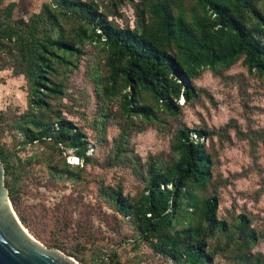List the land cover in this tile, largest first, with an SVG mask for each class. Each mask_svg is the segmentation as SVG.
<instances>
[{
	"label": "trees",
	"instance_id": "1",
	"mask_svg": "<svg viewBox=\"0 0 264 264\" xmlns=\"http://www.w3.org/2000/svg\"><path fill=\"white\" fill-rule=\"evenodd\" d=\"M130 1L135 13L132 27L116 22L127 0L101 4L48 0L27 18H15V3L3 5L0 0V72L9 70L23 77L27 88L26 110L8 119L0 113L1 124L18 150L39 145L45 151L15 164L17 150L0 147L4 182L15 213L36 240L88 264L61 240L68 234H90L83 226L90 217L88 210L74 220L70 199L52 210L42 205L37 213L34 208L25 211L21 198L29 192V184L50 191L54 179L78 183L84 167L93 163L89 138L60 109L89 46L101 53L102 74L98 60L91 70L97 96L100 79L99 94L107 101L119 96L122 112L114 158L108 165H128L142 185L134 197L124 195L120 187L99 188L111 209L133 227L132 243L170 264H217L215 259L229 251L242 264H264V254L253 252L259 238L251 220L244 214L231 221L220 218L218 196L215 190L208 193L214 161L206 140L222 139L230 124L212 131L177 127L167 162L141 163L128 148L132 132L149 125L161 127L162 116H178V101L189 103L197 97L194 81L205 71L222 77L223 71L240 62L249 74L264 80V0ZM258 135L264 139V133ZM68 151L78 164L66 161ZM38 167L49 176L39 175ZM72 202L75 209L76 200ZM42 231H53L55 237L47 238ZM93 264L121 261L114 250H100Z\"/></svg>",
	"mask_w": 264,
	"mask_h": 264
},
{
	"label": "rangeland",
	"instance_id": "2",
	"mask_svg": "<svg viewBox=\"0 0 264 264\" xmlns=\"http://www.w3.org/2000/svg\"><path fill=\"white\" fill-rule=\"evenodd\" d=\"M47 1L2 0V4L15 3L14 17L27 18L38 12ZM97 1L102 3V0ZM120 13L122 16L116 22L132 27L135 13L130 0L121 7ZM87 52L79 70L71 77L67 96L62 100L63 107L60 109L62 115L80 127L89 138L91 149L88 154L93 156V163L84 167L82 179L78 183L54 179V187L50 191L43 187L37 190L34 184H29V192L22 196L21 206L25 211L27 208H34L39 213L38 207L42 205L45 209L52 210L56 204L70 199L67 201L74 220H80L81 211L88 210L90 217L84 220L83 226H87L85 233L90 234L83 237L68 234L61 238L65 241L66 249L82 256L88 264L97 261L100 250L106 253L114 250L119 255L121 264H170L160 258L151 257L145 246H135L130 239L134 234L131 224L122 220L100 196L99 188L109 186L120 187L124 195L134 197L140 192L142 185L128 165H108L114 158L122 112L119 96L107 101L99 94L100 79L97 96L96 82L92 79L91 70L98 60V73L102 74L101 53L100 49L89 46ZM194 86L197 97L189 103L180 99L178 116H162L165 124L161 127L149 125L139 133L132 132L128 148L133 150L132 155L138 156L141 163L150 159L167 162L171 156L173 132L177 127L212 131L230 124L232 127L222 139L214 136L206 140L208 152L214 161V177L208 193L215 190L218 196L220 218L231 221L244 214L251 220V227L256 230L259 238L253 252L264 254V139L258 135L264 133V80L249 74L238 62L223 71L222 77L205 71L194 81ZM26 108L27 88L23 77L14 76L9 70L1 71L0 113H3V119L13 117ZM2 122L0 120V147L4 146L10 151L17 150L15 164H19L25 157L42 155L45 152L39 145L27 147L26 151L18 150L16 141L3 129ZM134 122L139 126L143 125L136 119ZM236 131L247 136L241 138ZM129 154L127 152L126 156ZM65 155L68 163H79L70 151ZM120 158L126 160L124 155ZM37 169L39 175L46 176L45 169ZM72 199L76 200L75 209ZM39 229L38 231L41 230ZM42 232L47 238L55 237L53 231ZM38 242L48 249H56ZM215 260L217 264H242L234 251L222 253Z\"/></svg>",
	"mask_w": 264,
	"mask_h": 264
},
{
	"label": "water",
	"instance_id": "3",
	"mask_svg": "<svg viewBox=\"0 0 264 264\" xmlns=\"http://www.w3.org/2000/svg\"><path fill=\"white\" fill-rule=\"evenodd\" d=\"M0 161V264H78L56 249H48L32 237L17 217L5 186Z\"/></svg>",
	"mask_w": 264,
	"mask_h": 264
}]
</instances>
